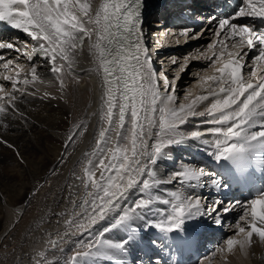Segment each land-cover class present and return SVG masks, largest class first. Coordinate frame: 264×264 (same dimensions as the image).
<instances>
[{
	"label": "bare ground",
	"instance_id": "obj_1",
	"mask_svg": "<svg viewBox=\"0 0 264 264\" xmlns=\"http://www.w3.org/2000/svg\"><path fill=\"white\" fill-rule=\"evenodd\" d=\"M86 2L91 5L90 12L94 17L95 10L99 9L103 0H86ZM195 7L196 5L193 6V8ZM252 24L255 25L253 21ZM85 26L92 27L89 24ZM162 32L164 31H161L160 35ZM190 34L183 35V40L187 37L192 38ZM13 36H15L14 39L23 41L27 35L22 30H16ZM1 39L3 37L0 38V41ZM219 39L210 28L198 39L190 41L189 44L183 47L177 46L172 52L162 54L161 57L164 56L168 60V64L172 62L170 60H175V64L171 63L169 72H166L170 73L172 67H176L181 61L179 59L186 58L184 61L185 63L187 61L188 64L186 70L196 71L199 73L198 77L203 76L204 68L207 67L206 62L211 61L206 57H211L213 51L219 52L221 47L217 43L215 48L209 49V44L210 42L216 43ZM96 43L97 33L94 30L90 39L85 38L83 44L69 53L67 61L57 59V64L62 66L59 74L51 73L49 61L45 58L36 64H29V68L26 71L22 70L19 77H16V74L13 75L20 81L15 90L17 99L14 103L15 108L21 114L18 115L12 109L7 110L5 114H0V136L8 142L7 146L0 143V264H114L109 257H112L111 254L119 257L121 252L125 253L126 261L130 259L131 262H135L134 264H147L140 256L137 258L133 256V250L128 244L124 243L123 246H120L127 231L133 238L139 239L145 247L160 253L154 257V261L158 264H175L171 258H164L159 247L149 246L148 242L153 243V233L147 232L148 224H152L160 217L156 216V219L148 222L152 217L150 213L146 212V207L136 209L130 213L127 219H124L128 226L114 228L107 235L105 234L104 244H108L107 246L95 245V242L100 235H104V233L100 234L101 231H104L110 223L114 224L120 220L125 211L133 209L141 199L149 200V196L152 198L158 196L156 198L160 201L158 213L162 214L165 206L169 205L163 201L173 200L171 192L175 191L182 197H188L193 189L188 186V183L181 184L178 180L172 179V174L179 172V167L184 162H190V166L193 164L196 166L199 163L196 153L191 151L195 150L194 146L202 149L199 152L202 154L203 148H207L206 145H213L212 155L200 156L202 163L198 165H205V162L215 164L209 156L216 158L214 154H217L218 149L215 147L214 141L217 137L201 135L193 138L191 133L194 131L204 133L205 130L216 125L209 122L213 117L207 114L187 118L185 123L180 124L167 136L173 143L164 148L154 162L147 163L145 173L119 201V207L111 211L91 229L86 226L80 228L79 225L82 222L87 225V221L81 216L83 207L86 206L85 202L92 200L97 191L92 187V180L102 182L99 161L101 158H105L107 164L111 156L107 149H114L118 144L114 126L118 123L119 101L117 100V108L114 109L113 124L110 125L106 119L109 85L103 78L99 49L95 47ZM99 43L101 46H105L106 40ZM238 50L234 48L233 52ZM242 51L245 52V49ZM200 56L204 61L199 58ZM10 57L12 61L22 60L17 55L10 54ZM254 57L255 54L252 51L247 53L245 63L248 66L246 67H249ZM33 66L37 68L38 79L25 85L23 83L25 78L31 81ZM174 70L178 72L179 68ZM250 70L252 71V68ZM4 75L6 72L0 73V85H4L7 91L11 92L13 91L12 83L5 81ZM260 75H264V73H260ZM172 77L174 76L172 75L170 78ZM180 81L181 79L177 82L176 91L183 87ZM191 81H193L192 78L186 84ZM191 87L193 88V85ZM198 92V95H202L200 91ZM188 93L186 91V94ZM0 95L3 94L0 93ZM116 95L118 97L119 93ZM204 95H207L206 91ZM214 99V97H210L208 101L202 102L197 112L204 111ZM179 100L180 102H176H188L184 96H180ZM189 100H191L190 96ZM0 104H4L6 108L9 107L8 99L0 100ZM23 114L27 118V122H25ZM262 127H264V115H257L247 128V132L251 134L260 131ZM102 130H106L103 139L100 137ZM156 131L158 130H154L153 136L149 140L150 146L159 139ZM121 134L126 135L128 139L120 141L119 146L127 148L130 153L132 134L130 111L126 114L125 126L121 130ZM249 154L253 158L255 168L264 171V148L250 151ZM206 167H201V169L212 175L203 176L198 180L203 186H199L201 189H196L195 193L202 199L203 195L206 198L210 191L213 193L222 191V181L210 171V168ZM149 172L152 175H149ZM111 174L114 175V172ZM145 180L150 181L148 189L143 188ZM169 180H171L170 183ZM198 181H196L197 184ZM212 202L208 203L205 199V207ZM243 205L240 203L239 206L234 207L230 211L232 215H242ZM248 210L249 215L245 221L239 222L245 228H248L246 221H251L250 205ZM168 215L169 212L162 216V219H167ZM225 218L228 220L230 215L224 216L223 222ZM25 226L31 228L36 226V229L30 230L29 233L25 230L24 233ZM258 226L264 225L258 224ZM216 229H220V231L213 235L217 239L225 241L230 234L238 231L234 224L225 227L215 226L212 230ZM244 239H246V235L240 238V240ZM102 240L104 241L103 238ZM180 243L193 245L190 239L187 241L181 239ZM84 252H89V255L83 256ZM248 255L253 257L251 264H264V241H261L255 234L251 242L243 248L237 245L229 251L227 247L222 251L221 257H218L219 255L213 257L214 260L210 262L211 264H222L224 262L222 257L226 256V264H250ZM74 256L77 257L75 260L72 259ZM121 257L123 258V256ZM168 259L170 262L167 261ZM116 263L126 264V262Z\"/></svg>",
	"mask_w": 264,
	"mask_h": 264
},
{
	"label": "snow or ice",
	"instance_id": "obj_2",
	"mask_svg": "<svg viewBox=\"0 0 264 264\" xmlns=\"http://www.w3.org/2000/svg\"><path fill=\"white\" fill-rule=\"evenodd\" d=\"M140 3L141 0H103L93 17L90 12L91 5L86 0H0V20H7L12 27L22 30L32 41L40 42L39 48L48 59L49 70L54 75L62 70V66L57 64L58 58L67 61L70 52L83 44L85 38L90 39L94 30L97 33L95 47L99 49L103 78L109 85L106 119L110 125L113 124L114 109L117 108V100L119 101L118 123L114 126L118 144L114 149H107L111 153L107 164L105 158L99 161L102 182L92 180V187L97 191L92 200L85 202L81 216L87 221V225L82 222L80 228L86 226L91 229L119 207V201L145 173L147 163L154 162L163 149L173 143L167 136L189 117L205 114L213 117L209 122L216 127L205 130L204 133L194 131L191 136L217 137L214 141L218 149L217 160L242 161L248 152L264 148V127L251 134L247 132L253 119L257 115H264V75H260L264 73V34L254 32L248 25L233 22L243 17L264 19V0H243V6L235 16L222 19L216 25L215 35L220 39L216 43L210 42L209 49L215 48L218 43L221 46L220 51H213L211 57H206L211 60L212 74L201 76L199 81L200 87L206 88L208 94L189 100L191 93H188L185 95L187 103H177L175 94L177 81L186 68L180 66L177 75L170 78L162 67L158 72L153 66L141 27ZM86 24L92 27H86ZM190 31L192 30L185 29L183 34L187 35ZM105 40L106 45L101 46L99 42ZM228 40L233 42L232 48L239 50L229 51L226 43ZM43 42H47V47ZM257 43L261 45L260 52L252 59L250 78L245 79L243 70L248 65L243 61L247 53L242 50L245 47L250 50ZM5 48L19 51L12 42H0V49ZM12 64V60H7L3 68L9 69ZM15 67L16 77H19L23 66L17 64ZM36 73L37 68L33 66L31 81L25 78L23 83L27 85L35 82L38 79ZM16 77L3 76L5 81L12 83L13 91L9 92L4 85H0V93L3 94L0 95V100L9 101L8 108L0 104V114H5L9 109L18 115L21 114L14 103L17 99L15 90L20 83ZM253 79L257 82L254 83ZM210 97H214V101L204 111L197 112L202 102L208 101ZM129 111L132 129L130 153L127 148L119 146L120 141L128 139L126 135L121 134V130L124 129L126 114ZM23 118L27 122L24 114ZM154 130H158L156 135L159 139L150 146L149 140ZM105 131H100L101 139L105 137ZM0 143L7 146L8 142L0 136ZM113 172L114 175L111 174ZM149 175L152 173L149 172ZM206 175L212 174L203 169L186 167L173 173L172 179L183 184L198 181ZM149 187L150 181L145 180L143 188ZM171 195L172 201H163L170 204L167 219L155 224L165 232L180 229L187 217H199L204 214L214 216L216 222L220 223L221 216L239 206V202L222 206L221 201H216L205 207V201L200 197H182L175 191L171 192ZM149 203V200H139L134 208L126 210L120 219H127L131 212L145 208ZM249 205L251 221H246V231L239 222L245 221L249 215ZM243 209L236 227L239 233L246 234V239H228L226 243L229 251L236 244L243 248L251 242L254 234L264 241V226H258L264 225V194L246 202ZM82 255L88 256L89 252ZM76 258L74 256L72 259Z\"/></svg>",
	"mask_w": 264,
	"mask_h": 264
},
{
	"label": "rangeland",
	"instance_id": "obj_3",
	"mask_svg": "<svg viewBox=\"0 0 264 264\" xmlns=\"http://www.w3.org/2000/svg\"><path fill=\"white\" fill-rule=\"evenodd\" d=\"M186 52V51H185ZM192 57V56H191ZM190 57V58H191ZM193 57H194V54H193ZM201 60H203L204 61V59L202 58V56H200L199 57ZM185 59L186 58H184V59H179V60H181L177 65H176V67H172V71L170 72V73H168V75L171 77L172 75L175 77L177 74V71H175L174 69L176 68H179L180 66H184L185 68H187V63H185L184 61H185ZM197 59V58H196ZM214 59V58H213ZM178 61V60H177ZM183 62V63H182ZM207 63V69L206 68H204V74H202V75H205V73L206 74H209V75H211L212 74V69H211V61L210 62H206ZM173 66V65H172ZM209 69V70H208ZM167 72H169V70L167 69ZM193 72V73H192ZM211 73V74H210ZM193 74H195V75H193ZM193 75V76H192ZM198 75H199V73H196V71H190V69L189 70H186L184 73H182L181 75H180V78L178 79V81L181 79V81H180V83L182 84L181 86H183V87H181L180 88V90H177L176 91V96H177V102L179 101L180 102V100H179V97L180 96H184L185 97V95H186V91L187 92H189V93H191L192 91V93H191V95H190V98L192 99V98H195L193 95H195V94H197L198 95V91H200L201 93L200 94H202V95H204V92L206 91V88H202V87H200V83L198 82L199 80H200V77H198ZM195 77V78H194ZM193 79V81H191V82H189L188 84H186L187 83V81H190V79ZM199 79V80H198ZM177 81V82H178ZM185 82V83H184ZM193 85V88L191 87ZM190 86V87H189ZM189 88H192L191 90L189 89ZM187 89V90H186ZM199 89V90H198ZM194 90H196L195 92H194ZM197 92V93H196ZM180 93V94H179ZM214 127H216V126H214ZM195 147V151H197V150H202V149H200V148H198L197 146H194ZM213 151V150H212ZM211 151V152H212ZM186 165H190V163H186ZM186 165L184 164V166L186 167ZM195 164L193 165V168H195L196 167V169H198L199 167L198 166H195ZM199 169H201V168H199ZM188 186H190V185H188ZM192 194V193H191ZM191 194H188V197L191 195ZM194 196V195H193ZM158 197V196H157ZM157 197H155V198H157ZM149 198H151L150 196H149ZM163 198H166V197H163ZM151 203H149V205L147 206L148 208L147 209H150V210H147L148 212H150L151 210H153L155 207L154 206H151V204H155V205H157V204H159L158 203V200H156V199H152L151 198ZM160 208V207H159ZM158 208V209H159ZM243 211H244V209H243V206H242V213H243ZM241 212V211H240ZM163 216H164V214H163ZM239 216V215H238ZM154 218L156 219L157 217L156 216H152V219L151 220H149L148 222H150V221H152V220H154ZM195 218H197V219H199V217H193L192 219H194L193 221H195ZM160 219V218H159ZM159 219H157V220H159ZM192 221V222H193ZM121 222V221H120ZM30 226V225H29ZM29 226H25L23 229V231H24V233H25V230H26V232L27 233H29V232H31L32 230H35L36 229V226H33V228H31V227H29ZM28 230V231H27ZM31 230V231H30ZM248 230V228H246V231ZM108 234V233H104V235H100L101 236V238H103L104 239V241L103 242H105L106 240V235ZM23 235H26V234H23ZM233 235V236H232ZM244 235H246L245 233H239L238 231H236V232H234L233 234H230V236L229 237H227L226 238V241L228 240V239H234V240H237V241H240V238L242 237L243 238V236ZM100 236H99V238H100ZM226 241H225V246H226V248L228 247L227 246V244H226ZM124 242V241H123ZM108 245V244H107ZM224 245V244H223ZM237 245H239V244H236V245H234V246H237ZM225 248V249H226ZM96 249V248H95ZM224 249V250H225ZM218 254V253H217ZM215 254V256H212V258L210 259L211 260V262L214 260L213 259V257H217L218 255V257H221L220 255L222 254ZM248 257H249V263L251 264L252 263V259H253V257L252 256H249L248 255ZM222 259H223V261L224 262H222V264H226V256H223L222 257ZM209 260V259H208ZM211 262H209L210 264H211ZM209 263H207V264H209ZM134 264V263H133ZM203 264V263H202ZM206 264V263H205ZM256 264V263H255Z\"/></svg>",
	"mask_w": 264,
	"mask_h": 264
}]
</instances>
